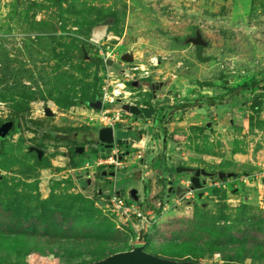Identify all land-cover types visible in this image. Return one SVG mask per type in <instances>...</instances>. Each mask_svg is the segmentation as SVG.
<instances>
[{
	"label": "rangeland",
	"instance_id": "obj_1",
	"mask_svg": "<svg viewBox=\"0 0 264 264\" xmlns=\"http://www.w3.org/2000/svg\"><path fill=\"white\" fill-rule=\"evenodd\" d=\"M198 33L205 45L189 41ZM156 56L158 65H151ZM93 58L101 64L94 65ZM133 64L151 70L132 88L134 96L156 107L152 84L163 82L157 97L172 100L156 107L153 119H136L148 127L134 138L150 140L127 158L140 151L146 166L136 160L111 168L116 175L108 179L96 167L105 152L98 150L99 110L88 105L93 100L63 108L55 101L60 93L49 91L74 88L79 100L84 85L99 94L108 72L120 76ZM254 80L253 90L241 91L240 84ZM6 81L18 88L40 86L47 97L33 101L21 118L0 100V122L14 121L11 134L0 140V231L64 236L78 240L72 244L82 253H55L46 245L44 252L10 255L2 264H87L139 246L168 259L264 264V222L255 224L264 219V0H0V82ZM47 106L53 116L45 114ZM130 128L117 124L116 138L133 134ZM178 165L205 168L216 173L214 180H222L219 171L234 175L225 178L226 185L206 186L202 197L195 190L194 199L174 209L178 196L168 192L167 183ZM174 178L182 184L191 174ZM107 187L144 209L160 202L170 208L155 206L156 221L149 225L126 222L93 200L94 191ZM132 189L138 201L130 198ZM79 193L93 208L78 206L50 222L28 218L27 209L39 212L44 200L54 209L62 196ZM223 204L228 218L218 224L235 227L221 241L205 221L223 216ZM10 205L15 209L8 210ZM244 205L251 224L236 220ZM19 207L25 210L16 212ZM222 242L244 246L226 253L227 261Z\"/></svg>",
	"mask_w": 264,
	"mask_h": 264
},
{
	"label": "trees",
	"instance_id": "obj_2",
	"mask_svg": "<svg viewBox=\"0 0 264 264\" xmlns=\"http://www.w3.org/2000/svg\"><path fill=\"white\" fill-rule=\"evenodd\" d=\"M76 46V45H75ZM201 48V46H199ZM77 48V46H76ZM81 56L83 58H85L86 56V52L81 48ZM69 53V52H68ZM93 63L94 65L99 66L102 62L101 58H93ZM66 73V72H65ZM67 77H74L71 75H68V73H66ZM76 80L77 77H75ZM3 83V82H2ZM4 86L1 88L0 86V100L7 102L11 108L12 113L16 116V117H23L24 114L28 113L31 110V103L33 101H37V100H41L44 99L46 100V95H45V89H41L39 86V89H33L32 86L27 85V84H21V87L18 88V86L14 83H8V81H6L5 83H3ZM0 82V85H3ZM98 85V83H97ZM255 85H257V81L254 80L251 83H247L244 82L242 84H240V89L242 91L243 90H253ZM83 90H82V96L83 98H80L79 100H76V96H74V88H68L65 89L64 91L58 87L53 88L52 90L49 91V95L52 96L53 91H58L60 93V96L55 98L56 103L63 108L66 107H70L76 103H80L83 100H94L95 98H97L98 96H101V93L99 92L98 94V90H95L92 94H90V88L87 89L88 87L83 85ZM235 89V88H234ZM0 140H2L0 138ZM76 145L75 148L77 149L78 146H80V143L75 141ZM100 151V149H98ZM215 189H213L214 191ZM216 191V190H215ZM95 199V201H97L96 197H93V200ZM44 204L42 205L43 208L41 210H39V212H34L35 210H29L27 209V214H28V218L34 219V218H40L42 221L46 220L47 222L52 221V217H54L57 213L60 212H65V211H72L75 210L74 208H78V210H83L85 211L86 208H93V203L92 201L88 200L86 198L85 195L82 194H72V195H65L62 196L61 198H59V203H57V207H55L54 209L50 208L51 204H50V200H44L42 201ZM80 206H83L80 207ZM247 205L243 206V211L240 214V216L236 219L238 222L243 223L246 221H249L250 224L251 222H253L254 218L250 217L247 215L246 211H247ZM228 206L226 204H223L220 208V215L224 213V210L227 209ZM8 210L11 209H15L13 208L12 205L7 207ZM57 209H62V210H57ZM68 209V210H65ZM25 210L23 207H19L17 208V210H15L16 212H20ZM64 210V211H63ZM58 211V212H57ZM18 215H20V213H17ZM34 214L36 215L34 217ZM220 217V216H219ZM221 218H225L227 219L228 216L226 214H223V216H221L220 218H216L215 216L210 218L209 220L205 221V228L207 231L211 232L212 234H215L218 238H220L221 241H223V237L226 238L229 231H231L235 225H227V224H218V221H220ZM261 220V222H255V224L257 225L258 223H262L264 222V219H259ZM72 243H80L78 240H69L67 238H65L64 236H59V235H38V234H27V233H20V232H4L3 230L0 231V264L3 263V261L8 257V256H13L15 254V256L17 257H27L33 253H41L45 251V246L48 245L49 249L52 252H57V253H61V252H71L73 254H81L82 251L80 249H78L76 246H74ZM243 244H238V243H234L231 244V246L226 243V242H222L219 245V249L223 251L225 259L231 260L229 255H227L226 253H237L240 252L241 249H243ZM136 248V247H135ZM238 248V250L236 249ZM237 250V251H234ZM123 251V250H120ZM119 251H114L113 253H116ZM111 253V254H113ZM110 255V254H109ZM108 256V255H106ZM106 256H104L103 258H105ZM245 257V259H247V257H250V255H248L247 253H245V255L243 256ZM102 259V258H101Z\"/></svg>",
	"mask_w": 264,
	"mask_h": 264
},
{
	"label": "built area",
	"instance_id": "obj_3",
	"mask_svg": "<svg viewBox=\"0 0 264 264\" xmlns=\"http://www.w3.org/2000/svg\"><path fill=\"white\" fill-rule=\"evenodd\" d=\"M150 60L151 65H158L159 63L157 56L152 57ZM150 73L151 70L146 64H133L125 69L120 76L116 74L115 71H110L106 74L100 89V99L102 100L103 107L98 112L99 128L110 126L115 131V126L120 123L127 125L129 128L136 124L139 125V122L136 120L138 118L137 115L122 107H117V104L137 105L139 107L151 106L150 104L141 102V98L134 96L135 92L132 90V88L140 87L141 81L149 77ZM135 82H137V84H135ZM123 155V149L120 147L119 143L115 141L111 148V152L105 153L104 156H100L96 160V166H108L118 169L122 165ZM136 157L140 161L144 160V155L141 152H138ZM262 168L264 170V163L262 164ZM262 174H264V171ZM214 178L211 179L213 182L208 179L209 183L207 182V187L222 186V184L226 185V183H230V181H226L225 179L214 180ZM243 178L248 177L242 176L241 179ZM190 184V179L182 181V185L185 188L183 196H178L175 199L172 208L177 209L185 200L190 202L195 198V190L190 188ZM93 195L97 198L96 203L99 206L105 207V209L126 222L134 223L137 221L142 225H149L156 221L155 218L153 219L154 212L157 211L155 206L158 205V209L162 207L163 211H167L170 208L165 203L160 202L155 206L149 205L144 209L141 204L129 201V199L122 197L120 192L113 188L105 191L103 190L102 192H99L97 189Z\"/></svg>",
	"mask_w": 264,
	"mask_h": 264
},
{
	"label": "water",
	"instance_id": "obj_4",
	"mask_svg": "<svg viewBox=\"0 0 264 264\" xmlns=\"http://www.w3.org/2000/svg\"><path fill=\"white\" fill-rule=\"evenodd\" d=\"M189 41L196 44V45H205L207 42L203 39L202 34L198 33L196 37L189 38ZM109 64H112V60H110ZM137 84V82H135ZM163 85V82H155L152 84V90H153V95L154 99H157V91L161 88ZM172 100L171 97L166 96L165 98L161 100H157L155 102V106L159 107L164 104L170 103ZM88 105L92 108L95 109H102L103 104L102 100L100 97L96 98L93 101H89ZM117 107H122L127 111L132 112L133 114L137 115L138 118L143 119V120H150L153 119L154 116L157 113L156 107L153 106H143L139 107L137 105H128V104H121L118 103ZM54 111L52 108L49 106L46 107L45 109V114L48 116H53ZM14 127V121L12 120H7L4 122H0V138L5 139L7 138ZM147 127V125H146ZM97 142H98V147L101 152L105 153H110L111 148L114 144L115 141L118 143H124V144H129L130 140L129 139H118L115 137V131L112 127L110 126H104L100 127L97 132ZM84 150V147L78 146L76 151L77 152H82ZM41 156V153L39 154ZM183 172H188L191 174L190 179V188L193 190H199L200 192V197L203 196L204 193V188L208 182V179H213L216 176V173L214 172H209L205 168H197V167H192V166H183V165H178L175 167L174 172L169 173V179H168V192L176 194L177 196H183L184 193V187L181 183H176L175 182V173H183ZM218 177L222 180H224L226 177H231L234 174L231 172H224V171H219ZM98 175H100V171L97 172ZM104 175L109 174L111 177H114L116 175L115 170H110L108 173L107 170L103 171ZM88 183L92 184V179H88ZM113 181L108 180V184L112 185ZM99 192H102L103 189L100 188L98 189ZM95 192V191H94ZM93 192V193H94ZM129 195L132 199L138 201L139 200V195L137 193L136 189H132L129 191ZM87 264H208L204 262H196L192 260H178V259H168L164 258L158 255H154L148 251H146L142 246L130 249V250H125V251H119L113 254H110L106 256L105 258L87 263Z\"/></svg>",
	"mask_w": 264,
	"mask_h": 264
},
{
	"label": "crops",
	"instance_id": "obj_5",
	"mask_svg": "<svg viewBox=\"0 0 264 264\" xmlns=\"http://www.w3.org/2000/svg\"><path fill=\"white\" fill-rule=\"evenodd\" d=\"M161 97H164L165 98L166 95L163 94ZM161 97H159V98H161ZM157 100H158V97H157V99H154L153 98V101L152 102L155 104V102ZM130 129H132L134 131L133 134H131V135L123 138V139H129L130 140L129 144L119 143L120 147L123 149V152H124V155H123V158H122V165L126 164L127 166L129 165L128 163H130V162L133 163V162H136V160H138L137 157H136V154L137 153H135V155L133 156V160L132 159H129V157L127 158V155L128 156L130 155L131 150H134L137 147H139L141 143H145V142H147V141L150 140V138H148V137L147 138L143 137L142 139H138V140H136L134 138L136 136L134 134L137 133V132H139V133L141 132V134L143 136L145 135L146 125L142 127V126H140V123H139V126H134V127L132 126ZM115 137H116V134H115ZM137 152H140V151H137ZM104 155H105V153H101L100 154V156H104ZM146 161L147 160L144 157V160L142 161V166H146ZM96 167H98L99 169H101L103 171L106 170V169H109V168H110V170H112L111 167H108V166H96ZM109 178H111V177H109ZM184 180H188V179H184ZM118 192H120V191H118ZM149 205H151V204H149Z\"/></svg>",
	"mask_w": 264,
	"mask_h": 264
},
{
	"label": "flooded vegetation",
	"instance_id": "obj_6",
	"mask_svg": "<svg viewBox=\"0 0 264 264\" xmlns=\"http://www.w3.org/2000/svg\"><path fill=\"white\" fill-rule=\"evenodd\" d=\"M161 87H162V86H161ZM163 98H164V97L158 98V100H161V99H163ZM159 107H160V106H159ZM106 170L108 171V173L110 172V168H109V169H106ZM106 177L109 178V177H111V176H110L109 174H107ZM106 184H107V182H105V185H106ZM107 185H108V184H107ZM107 185H106V186H107ZM167 188H168V186H167ZM107 189H110V187H109V188L107 187L106 190H107ZM178 260H180V259H178ZM182 260H188V259H182ZM192 261H193V260H192ZM196 262H197V261H196Z\"/></svg>",
	"mask_w": 264,
	"mask_h": 264
}]
</instances>
